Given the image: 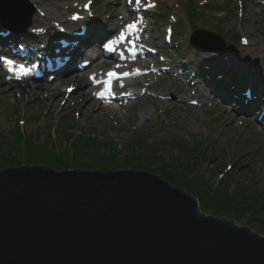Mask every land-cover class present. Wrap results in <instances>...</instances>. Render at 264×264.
I'll use <instances>...</instances> for the list:
<instances>
[{
  "label": "rangeland",
  "instance_id": "obj_1",
  "mask_svg": "<svg viewBox=\"0 0 264 264\" xmlns=\"http://www.w3.org/2000/svg\"><path fill=\"white\" fill-rule=\"evenodd\" d=\"M15 1L22 6L24 13L29 15L30 25L39 24L38 26H40L42 24L40 19L46 15L45 9L44 13L41 12L30 0ZM90 1L91 11L93 10L101 20L104 17L101 1ZM69 2L76 4L77 9H80L84 0H69ZM119 2L123 4L121 0ZM67 5L70 8L61 4L59 12L55 11L56 15H52L47 20L50 24L43 25V28L56 24L57 21L52 18L65 17L68 19L70 14L77 10L75 7ZM115 6H118L117 2ZM189 6L196 9L194 22L187 15ZM58 13L61 15L58 16ZM33 14L36 16V23L31 22ZM119 17L117 15V18ZM100 20L99 24L103 22L102 20L107 21L106 19ZM148 20L151 24L147 34L151 38L150 42L161 47L163 53L165 50L167 51V48L170 49L171 58L169 60L171 62H174L172 60L176 55L177 63L185 65L186 68L198 66V70L209 66L213 72L215 71L224 79L246 78V85L249 86L257 80L264 82V39H262L264 36V0H157L156 9L148 14ZM166 26L172 27V44H175L176 47H169L162 40L163 30ZM204 32L216 33L221 36L225 41L223 49L193 48L189 44V39H194L201 45L220 47L216 39ZM254 40L257 43L254 47L257 48L251 46ZM258 47L260 48L258 49ZM223 54L225 58L231 55L237 59L236 61H242L245 63L246 69L224 73L218 64V58ZM255 63H260V65L257 67ZM186 68L182 69L185 77L187 76ZM201 75L203 76V74ZM176 77L181 78V76ZM0 78L4 83L6 82L1 72ZM82 79L86 82L84 78ZM163 80L166 91L160 92L163 84L152 87L146 91L143 97L115 109L113 114L100 113V111L86 108L84 103H79L82 93L75 97L72 93L69 95L65 93V87L69 86L67 82L60 85L61 94L54 99L50 95L56 88L54 82L46 84L47 88L51 90L44 89L45 93H41L37 97L23 95L17 91L9 97L0 92V135L10 136L15 128H18L26 139L34 138L38 143L47 141L51 137L53 146L60 149L65 148V145L68 144L67 137L63 135L71 131L76 135L88 134L97 138L101 144L109 142L117 151V156L120 159L125 156V149L128 143L134 140L135 133L141 132L144 135L143 138L134 140L139 143L137 152L141 147L165 143L168 145L163 146L165 152L158 151L157 153L162 154L169 162L171 158L179 156L181 151L186 152V150L180 149L177 144L197 146L204 151V158L197 160L199 161V172H203V177L208 183H217L220 179H224L227 173L233 172V175L240 181L248 182L250 180L257 189L264 191V133L252 124L253 117L244 116L242 112L236 111L233 103L228 101L232 99L221 94L219 90L211 88L205 76L200 78L196 85H194L196 80L190 82V79L187 82L183 79L180 84L177 83L178 86L181 84L188 87L194 86L196 87L195 92H191L189 89L180 90L175 82H170L168 78ZM77 84L78 87L83 88L81 81ZM8 85L20 87L24 86V83ZM258 96L263 97L264 93L258 94ZM89 97L92 98L90 94ZM191 100L197 101L199 106L191 105L189 103ZM52 101H54L53 105ZM226 107L228 117L223 114ZM128 154L130 153L128 152ZM85 158L88 159L84 156V159L80 161ZM142 166L144 167L141 165V169L138 170H144ZM91 169L108 170L107 168ZM154 174L162 177L156 171ZM162 178L166 180L165 177ZM232 186L230 184L229 188ZM181 189L189 193L187 190ZM199 211L209 215L200 208ZM221 216L232 219L224 214L216 217ZM246 227L264 237V226L261 231L256 227Z\"/></svg>",
  "mask_w": 264,
  "mask_h": 264
},
{
  "label": "water",
  "instance_id": "obj_2",
  "mask_svg": "<svg viewBox=\"0 0 264 264\" xmlns=\"http://www.w3.org/2000/svg\"><path fill=\"white\" fill-rule=\"evenodd\" d=\"M0 264H264V237L146 170L20 164L0 169Z\"/></svg>",
  "mask_w": 264,
  "mask_h": 264
},
{
  "label": "trees",
  "instance_id": "obj_3",
  "mask_svg": "<svg viewBox=\"0 0 264 264\" xmlns=\"http://www.w3.org/2000/svg\"><path fill=\"white\" fill-rule=\"evenodd\" d=\"M187 15L194 22L195 7H187ZM63 136L67 137L68 144L65 148L58 149L53 146L51 137L38 143L34 138L26 139L18 128H15L10 136L0 135V169L20 164H39L57 169H141V165H144V170L158 172L170 184L195 196L200 210L207 214H224L238 224L256 227L259 231L264 226V191L257 189L250 180L240 181L233 172L227 173L226 177L217 183H208L203 177V172H199L197 161L204 158V151L196 145L192 147L183 143L177 144L186 152L180 150L179 156L176 155L167 162L162 154L157 153L164 151L163 146H168L165 143L141 147L137 152L139 143L134 140L144 136L143 133L137 132L134 140L128 143L125 156L119 159L117 151L109 142L101 144L95 137L88 134L76 135L72 131ZM84 156L88 159L80 161ZM230 184L233 185L232 188H229Z\"/></svg>",
  "mask_w": 264,
  "mask_h": 264
},
{
  "label": "bare ground",
  "instance_id": "obj_4",
  "mask_svg": "<svg viewBox=\"0 0 264 264\" xmlns=\"http://www.w3.org/2000/svg\"><path fill=\"white\" fill-rule=\"evenodd\" d=\"M32 2L33 5H35L36 7H38V9L41 11V12H45L44 9L46 10V15L40 19V22L42 21V24L40 26H38L39 24H35V26L31 25V28H28V29H24L22 31L18 30L19 27H17L16 29H5L3 31V36H0V42H6V40H8V42H6L7 44L10 42V41H15L17 39H19V43L21 44H25V43H28L30 41H37V44H38V40L40 38H42L43 36H35V35H29L31 31H34L35 28L37 30H39V28L42 26L44 27L43 25H46V24H50L47 22V20L52 17V15H56L55 11L59 12V7L62 5H66L67 8H70L67 4L71 5V7H75L77 5H74L72 3L69 2V0H30ZM42 1H44L42 3ZM101 3H102V7H103V10H104V17L102 19H106L107 21L105 20H102L103 22L100 23L98 26H93V25H86L87 23L82 20V21H76V22H70L69 19H66L65 17H62V18H59V19H55V18H52L53 20L57 21L56 22V26L54 25H50V29L52 30L51 32V35H50V38H58L61 33L63 34L64 32L62 31L61 33L59 32V28H62V27H73L75 28L78 24L82 25L84 24L86 26V29H85V32L83 34V36H78V35H68L67 38L70 39V40H78V44L76 47H73L71 50H69V47H64V48H59V52H64V51H69V54L70 56L73 55V58L74 57H77L81 54V51L87 46L88 43H91L97 39H99L102 35V33L104 32L103 29H105V26L104 24H107L108 22L110 23H113L114 20H118L117 18V15L119 14H124L126 12V7H125V3L123 0H121L123 2V4L121 2H119V0H100ZM118 3V6H115V3ZM85 3V2H84ZM83 3V4H84ZM19 4V3H18ZM19 8H21V10H23L22 6L19 4ZM24 11V10H23ZM248 11V10H247ZM19 12V11H18ZM10 13L12 14L13 12L10 11ZM37 13V12H35ZM27 14V13H26ZM60 16L61 14L58 13ZM43 16V14H42ZM130 15L127 13L126 14V17H121L120 20H122L123 18H128ZM35 14L32 15V19H31V22H35L36 23V18H35ZM252 17H254L252 15ZM19 18L17 16H10V15H1L0 14V22L3 23V24H6L7 23H11V22H15L13 25H21L20 23L16 22ZM69 21V22H68ZM32 24V23H31ZM118 24H119V20H118ZM38 26V27H37ZM48 27V26H47ZM0 28H2L0 26ZM17 35V36H15ZM25 39H28V42H25ZM264 39V36L263 38ZM41 40V39H40ZM40 43V41H39ZM257 43H255V40L252 42L251 46L253 48H257V47H254L256 46ZM46 46V45H44ZM260 47H258L259 49ZM6 50L7 51H11L12 52V49H11V46L10 45H7L6 46ZM262 50V49H261ZM56 52V49H51V52ZM215 54V53H214ZM262 56H263V53H261ZM11 55V54H10ZM225 55H220L219 58H218V64H219V67H221V70L224 72V73H229L231 71H234V70H237V71H243L245 70V63H243L242 61H236L237 59H234L231 55H228L226 56V58L224 57ZM257 58H259L257 56ZM260 62L262 61V58L259 60ZM255 62V60H254ZM73 61H68L66 63V65H72ZM255 65L258 67L260 65V63H255ZM171 71L172 73L176 74V73H180V70H182L183 68H186V67H180V68H176V69H173L171 66H167ZM93 69V67H91V70ZM255 71H256V68L254 67ZM254 71V72H255ZM170 82L174 83L175 82V85L180 84V80L177 79L175 76L170 75ZM60 80H57L55 81L53 84L55 85V91L51 92L50 95L52 96V98H56L57 96H60V85L67 82L69 86H75L77 88L74 87L73 89V92L72 95L73 97L77 96L79 93H82L81 95V100H79L80 102L79 103H84V106L86 108H90V109H93V110H97V111H100V113L102 112H105V113H114L115 109L113 106H102L98 103V101L94 100L93 97L90 98L89 97V93L84 89V88H81L79 87L78 88V82L81 81V84H85L86 82L83 81L82 77H80L77 74H74V75H69V76H64V77H61L59 78ZM60 83V84H59ZM3 84H6L4 83L3 79L0 78V92L3 93L4 95L6 96H9L11 97V95H14L15 91L17 92H21L23 95H29L31 97H37L39 96L41 93H45L44 92V89H47L46 91H48L50 88H47L46 83L44 82H37L33 85H31L30 83H24V86H20V87H12L11 85H8L6 84L5 86H3ZM52 84V85H53ZM58 84V86H56ZM163 85L161 86V89H160V92H164L166 91L167 89L164 88V83H162ZM258 83H254V85H248L249 88H253L254 86H257ZM178 86V85H177ZM180 90H186V89H189V91L191 92H195L196 89L195 87H188L187 85H179L178 86ZM80 89V90H79ZM51 90V89H50ZM84 91V93H83ZM257 91H262L261 89L259 90H255V92ZM162 96V95H160ZM53 102L52 101V105H53ZM221 104V103H220ZM262 107H264V105H262ZM237 109L239 110L240 107H237ZM228 111L227 107L225 108V111H223V114L226 115L227 117L229 116L226 112ZM103 115H106V114H103Z\"/></svg>",
  "mask_w": 264,
  "mask_h": 264
},
{
  "label": "snow or ice",
  "instance_id": "obj_5",
  "mask_svg": "<svg viewBox=\"0 0 264 264\" xmlns=\"http://www.w3.org/2000/svg\"><path fill=\"white\" fill-rule=\"evenodd\" d=\"M129 2H131V0H129ZM141 0H136V3L137 4H140ZM85 7H87V5H85ZM141 23V21L139 20H133L131 23L125 25L124 29H122L120 32H119V35H118V40L117 39H112V40H109L105 45L104 47L105 48H108L109 50H114V45L119 41V42H123L125 40H128V43L129 44H132L134 45L135 44V40H132V39H129L128 37V33H137L139 32V24ZM117 68L120 67V65H117L116 66ZM138 71V70H137ZM130 73L129 72H123V73H120V72H117L114 69H110L108 71V73L106 74L107 76V80L105 81L106 84H108L109 86V89L111 87V83H112V79L113 78H117L119 79L121 76L123 77H127L129 76ZM94 78V77H93ZM193 103H195V101H193Z\"/></svg>",
  "mask_w": 264,
  "mask_h": 264
}]
</instances>
